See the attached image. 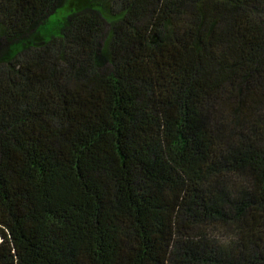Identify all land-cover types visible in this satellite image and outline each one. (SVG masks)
Masks as SVG:
<instances>
[{"label":"trees","instance_id":"obj_1","mask_svg":"<svg viewBox=\"0 0 264 264\" xmlns=\"http://www.w3.org/2000/svg\"><path fill=\"white\" fill-rule=\"evenodd\" d=\"M0 264H264V0H0Z\"/></svg>","mask_w":264,"mask_h":264},{"label":"rangeland","instance_id":"obj_2","mask_svg":"<svg viewBox=\"0 0 264 264\" xmlns=\"http://www.w3.org/2000/svg\"><path fill=\"white\" fill-rule=\"evenodd\" d=\"M67 13L68 10L65 7L50 16V19L47 24H44L41 27V33L44 35L45 38L49 39L52 36H57L59 34L60 25H62L64 17Z\"/></svg>","mask_w":264,"mask_h":264}]
</instances>
